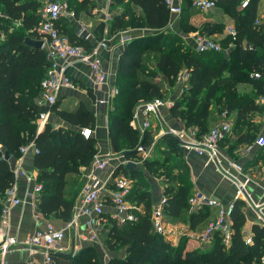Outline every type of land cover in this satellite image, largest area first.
Listing matches in <instances>:
<instances>
[{
  "label": "trees",
  "instance_id": "obj_1",
  "mask_svg": "<svg viewBox=\"0 0 264 264\" xmlns=\"http://www.w3.org/2000/svg\"><path fill=\"white\" fill-rule=\"evenodd\" d=\"M121 5V11L111 18L109 34H118L127 29H147L154 33L131 39L123 48L119 57L113 86L117 95L111 100V109L107 113L106 126L108 138L115 151H129L125 159L133 160L137 155L138 145L147 147L153 141L152 131L146 129L142 135L130 125L134 109L141 103L154 99L165 100L163 83L155 75L173 83L180 67L186 69L189 93L173 102L169 109L171 117L178 119L185 129L196 130L197 137L204 135L213 127L215 117L222 112L227 116L234 113L233 129L239 130L238 144L252 143L253 138L240 135L242 127L249 125L247 120L261 106L256 99L264 94V20L254 24L258 16L260 0H251L247 8L238 9L239 0H212L231 20L236 31L234 38L226 36L219 42L221 48L231 44L230 50L202 53L182 52L174 35L162 31L170 16L163 0H113ZM187 4L181 24L185 29L192 11V0H183ZM39 0H0V212L6 191L13 182L11 159L20 155L19 148L34 141L40 150L36 155L35 168L38 169L37 182L42 184L38 200V209L46 217L54 216L68 222L72 218V197L77 191L75 179L67 180L69 174H80V167H89L97 154L96 140L85 139L80 128L95 127L94 115L82 104L73 107L61 106L60 100L51 105H39L41 97L40 83L49 68L44 49H36L23 44L24 37L37 38L39 25ZM68 0V8H70ZM139 11V13H137ZM183 13V14H181ZM181 15V16H180ZM17 24L18 29H13ZM99 34L103 32L102 23ZM190 29V28H189ZM223 25L203 23L199 33L208 37L220 33ZM62 33V32H61ZM71 44L82 46L86 51L91 48L88 41L62 33ZM213 39V38H212ZM214 40V39H213ZM153 53L154 70L148 68L143 52ZM259 74L257 79L252 75ZM248 83V92H240L237 84ZM220 107L214 111L211 109ZM50 110L59 120L72 128H55L46 123L36 134L35 120L40 113ZM222 113V114H223ZM74 128H77L75 130ZM225 140V139H224ZM160 143L168 146L169 151L180 152L181 145L176 138L166 133ZM264 150V149H261ZM8 153L9 160L4 158ZM146 169H152L155 162L142 160ZM154 163V164H153ZM119 170L131 180L132 186L127 200L142 206L135 211V221L118 224L109 220L104 225L101 235L114 239L116 245L125 250L122 257L111 258L106 264H257L264 252V228L253 225L251 243L245 244V216L243 201L236 200L230 213L232 235L228 245L222 242L219 233L213 234L210 245L185 251L182 244L170 245L157 234L152 226V202L144 184L139 185L138 171L128 172L124 165ZM173 170L175 167H172ZM117 170L113 176L118 175ZM166 178L176 182L175 175L165 174ZM177 187L168 185L164 188L165 204L163 216L169 223L176 221L182 211H188L189 228L202 230L214 220L217 209L202 206L191 210L188 205V181L178 180ZM70 185L71 190H66ZM106 216V215H105ZM94 245L85 244L73 254H53V264H98L94 254Z\"/></svg>",
  "mask_w": 264,
  "mask_h": 264
},
{
  "label": "crops",
  "instance_id": "obj_2",
  "mask_svg": "<svg viewBox=\"0 0 264 264\" xmlns=\"http://www.w3.org/2000/svg\"><path fill=\"white\" fill-rule=\"evenodd\" d=\"M83 1L86 3L89 2V4L87 3L86 5L88 8L83 9L82 11L79 9V12H77L74 7L68 8V10L72 12L74 16L61 17L56 22V26L62 33L71 34V36H74L75 38H82V40L88 41V45L91 49H93L103 38L108 41L107 48H99L97 51V56L101 62V68L107 74V83L95 85L89 67L75 61L74 59L58 60V64L65 67V74L69 76L71 81L74 82L77 87L75 89H70L68 87L61 86L57 91L56 99L60 100L61 106L69 105L70 107H73L78 103H82L94 115L95 127L92 130L91 138L96 140L97 157L103 158L106 155H110L111 158H114L108 159L107 164L102 170L94 171V175L97 177V179L103 182L104 180H107L109 176L110 180L112 179L113 173L120 169V165H123V158L121 161L116 158L118 155L113 154V146L111 145L108 138L105 115H107L109 108L107 109L106 107H100L97 104V101L106 98L109 88L114 83L117 63L126 43L120 44L118 41L117 35H119L121 32L113 35L109 34L111 18L121 11V5L113 4V0ZM182 1L183 0H179L180 6H182ZM80 2H82V0H80ZM214 10V14L210 16L207 15L206 17L203 16L204 14ZM196 11H198V9ZM208 12H203L204 14L198 13L197 15H192L188 22L190 24L217 23L223 25V29L220 33L210 36L215 41L220 42L227 36L226 27L232 26L231 20L225 13H223V11L218 8H214ZM137 13H139V11H137ZM258 14L261 15V19L264 20V10L262 8L260 9V6L258 8ZM169 16L170 18H173V15ZM101 23L103 26V32L102 34H99V25ZM81 26H83L85 30ZM37 28V38L31 39L41 40L37 34ZM198 30L195 33H189L186 37L190 48L194 46V36L196 33H199ZM79 32L80 35H78ZM123 32H126L131 37V39H133L142 37L149 31L147 29H127ZM44 47L45 45L43 44L41 49L45 50ZM165 86L166 84L164 83L163 89L166 91L165 93H167L168 88ZM175 89L174 95L177 96L180 92L179 86L177 85ZM172 100L173 98H168L164 101L173 102ZM158 112V114H151L148 117L151 124L149 129L152 131L153 137V141L149 145L151 151L148 159H152L156 156L155 149L157 143L160 142L161 137L168 133L170 129L173 131L184 130V132H188V130L184 129L182 123L178 119L171 117L169 109L162 107ZM222 113L220 114L221 118L217 117L219 116L218 114L216 115L215 120H217L214 124L224 119H228L233 126L234 113H229L228 116L225 113H223L224 115L222 116ZM136 121L137 125H140V123L143 121V116L141 113H138ZM247 122H249V125L242 127L240 135L242 134L251 136L253 138L252 143L238 144L236 139L239 136V130L233 129L232 127L230 137L221 141L219 144V164L209 161L204 156H197L190 151H186L181 146L182 148H180V152H177L178 165L174 166V170L178 175H180V180L188 181L190 196H194L195 194L203 195L208 199L219 201L222 205L233 203L235 200L243 201L242 210L245 216L244 231H248L250 235H252V226L261 224V220L258 218L259 212H261V215L264 218V150H261L254 144V140L258 136L264 135V107L261 106V112L252 114ZM47 123L55 128H72L70 125L59 120L51 112L48 115ZM74 129L77 130V128ZM40 131L36 128V134H38ZM174 137L178 138L177 136ZM184 139H186V137ZM177 141L181 145V141ZM162 145L163 148L168 147L164 144ZM137 156L138 155L135 156L134 160L138 159ZM35 159L36 155L33 151H30L21 160L18 158L10 160L11 169H16L19 165L20 169H22L27 176L31 177L32 180L20 177L15 187V195L20 200V204L11 207L8 216L7 234L8 236L14 238L18 244L14 247H11L4 255L0 254V264H25L28 259L33 260L34 263H40L42 260L41 255L39 253L33 254V249L25 246L24 242L29 239L36 231L44 230L48 224H51L56 229H64V237L59 242L58 247L54 249L53 254L59 253L71 255L78 251L79 248L85 246V244H91L90 242L84 241L82 238L85 234L84 224L86 219L84 216L80 215L76 217L75 223L72 226L66 228L69 221L63 222L54 216L46 217L39 211L38 206L36 208L33 207L32 198L29 196V192L31 191L34 183H39L37 182L39 171L35 168ZM228 161H233L240 165L242 167L241 173H237L235 169L229 167ZM134 165L135 168L133 170L141 173L146 179V168L142 161L139 162L136 160ZM87 169L88 167H80V174L67 175V180L75 179L76 184H78L77 191L72 197L73 216L77 211V208H79V191L83 183L82 177ZM133 170L127 171L130 172ZM117 174L128 177L125 176L121 170H119ZM229 175L234 176L238 181L233 182L229 178ZM147 180L149 183V189H147V191L150 193L149 195L151 197L152 206L155 207L161 197L164 196L163 191L167 185L162 183V181H158L156 179L153 180V178H147ZM177 183H179V181ZM177 183L175 182V184ZM238 183L244 184V190L248 195L247 199L241 196L236 198ZM151 186H153L155 189V194L157 193L156 198H154L152 195ZM110 189H112V187L108 186V189L104 192L106 199H108ZM66 190H71V186L68 185ZM253 205H258L259 208H255ZM138 207L141 211L142 206ZM104 211L106 217H108L113 212V209L108 202L105 204ZM188 216V211H182L180 216L175 217L176 221L174 223H169L166 220V222L169 224L168 228L172 227V232H170L164 240L172 246L183 243L185 251L206 247V245H202L201 243H198L197 240L189 237L191 233H197L203 229H190ZM107 222L108 218L106 219L105 224H107ZM104 235L105 233L102 235L99 234L94 246L97 245L102 247V243L100 241L102 238H104ZM123 251L124 256L125 250L123 249Z\"/></svg>",
  "mask_w": 264,
  "mask_h": 264
},
{
  "label": "built area",
  "instance_id": "obj_3",
  "mask_svg": "<svg viewBox=\"0 0 264 264\" xmlns=\"http://www.w3.org/2000/svg\"><path fill=\"white\" fill-rule=\"evenodd\" d=\"M251 0H239L238 9L243 10L247 8ZM169 15L178 17L181 12V6L179 0H163ZM40 6L38 9L40 22L37 28V34L41 40L44 41L46 58L49 61V68L47 69L44 78L40 83L41 97L38 101L39 105L51 106L56 101L57 91L61 86L75 89L77 86L71 81L68 75L65 74L64 66L58 64V60L74 59L75 61L82 63L89 67L93 82L95 85H102L107 83V74L101 68V62L97 56L99 48H107L108 41L103 38L96 46L90 51H86L82 46L73 45L69 39L63 35L56 26V22L61 17H73V13L68 10V0H39ZM260 9L264 10V0L259 2ZM192 7L202 12H208L215 7V3L212 0H192ZM261 15L254 20V24L257 25L261 21ZM80 35V32L78 33ZM226 35L232 38L235 37L236 31L233 26L226 27ZM118 36L120 44H125L131 40V37L126 32H121ZM193 51L196 53H202L206 51L220 52L222 50L219 42L213 40L201 33H196L194 36ZM254 79L259 77V74L254 73L252 75ZM114 84V83H113ZM111 85L108 90V94L105 99H100L97 104L100 107H106L110 110V101L117 95V89ZM256 102L264 107V94L260 95ZM173 106L171 101H163L161 99H154L150 102L139 104L133 112L130 125L132 128L139 131L142 135L146 129H149L151 124L148 117L151 114H158L159 109L165 107L170 109ZM50 110H46L39 114L35 120V125L38 130L44 128L47 123ZM138 113L143 116V121L140 125L136 124ZM224 114H222L223 116ZM107 115H105V123ZM80 134L83 138L88 139L92 136V130L90 128H81ZM232 131V124L228 119H224L216 123L207 133L199 137L196 136L195 131L184 132V130L173 131L169 130L168 133L173 136H177L181 141V146L186 151H190L197 156H204L209 161L216 164L219 158V144L224 139L230 137ZM191 132V133H190ZM182 137V138H181ZM186 137V139H184ZM254 144L264 149V135L258 136L254 140ZM150 146L143 147L138 145L135 150L137 153V161L148 159L150 154ZM30 151H33L35 155L40 153V150L35 147L34 141H30L19 148L18 159H23ZM122 157V156H121ZM110 155H106L103 158H98L97 154L94 156L90 166L83 175V183L79 191L80 204L79 208L72 215L71 220L67 224V227L72 226L75 223L76 217L82 215L85 217V234L83 240L95 243L99 234L101 233L106 219L115 221L118 224L135 221V211H139V207L130 203L127 200L132 182L127 177L122 175L110 176L103 182L97 179L94 175V171L102 170L108 162ZM123 158V157H122ZM136 160H126L123 158V165L131 162L134 164ZM228 166L235 169L237 173H241L242 167L233 161H228ZM13 182L11 187L6 191L2 208L0 212V254L4 255L11 247L18 244L16 240L7 234L8 228V216L11 207L20 204V200L15 195V187L20 177L32 180L26 173L20 169L19 165L16 169H12ZM226 173V172H225ZM228 175V174H226ZM229 178L233 182L238 180L229 175ZM111 181V183H110ZM111 186L109 190L108 199L105 198L104 192ZM42 185L40 183H34L29 196L32 198L33 207H37ZM248 198L244 190V184L238 183L237 195ZM165 196L161 197L155 207L152 208V226L154 231L161 235L164 239L172 232V227L168 228L169 224L166 222L163 216V206L165 204ZM236 201V200H235ZM234 201V202H235ZM109 203L113 209V212L106 217L105 216V204ZM234 202L222 205L219 201L214 199H208L203 195L195 194L188 200V205L191 210H195L202 206H207L217 209V214L214 220L209 221L205 228L197 233H191L190 238H193L202 245H210L213 239L214 233H219L222 242L228 245L232 235L230 213L233 210ZM255 208H259L258 205H253ZM258 218L261 220L260 227L264 228V218L259 212ZM65 228V229H66ZM64 237V229H56L51 224H48L44 230L36 231L29 239L24 242L25 246L33 249L32 253H39L42 257L40 263H34L33 260L28 259L25 264H53V251L58 247L59 242ZM245 244L251 243V235L248 231H244ZM257 264H264V252L259 258Z\"/></svg>",
  "mask_w": 264,
  "mask_h": 264
},
{
  "label": "rangeland",
  "instance_id": "obj_4",
  "mask_svg": "<svg viewBox=\"0 0 264 264\" xmlns=\"http://www.w3.org/2000/svg\"><path fill=\"white\" fill-rule=\"evenodd\" d=\"M70 3H71V7H74L77 12H79V9L82 11L83 9L88 8V6H86V5H87V3L89 4V2L86 3L83 0H82V2H80V0H70ZM181 7H182V12H183L186 10L187 4L182 1ZM214 12H215V10L208 12L207 14H204L202 11L198 10V11H194V12L192 11V14L197 15L198 13H201V14H204L203 15L204 17H206L207 15L210 16V15L214 14ZM181 14H183V13H181ZM184 15H182V16L180 15L181 17H179V16L178 17L173 16V18L171 17L167 26L162 30L164 32L166 31L165 33H169L170 35H174V37L177 39L178 42L176 44H174V46L180 45L181 49L179 51V54H182V52H192L193 51V49L190 48V45L188 44L186 37L189 33H195L203 25V23L190 24L189 22H187V25H190L189 26L190 29L189 28L185 29L184 26L181 24L182 19L184 18L183 17ZM0 19L1 20L5 19L1 13H0ZM0 27H2L1 22H0ZM13 27H14L13 29H18L17 24H14ZM81 27L85 30V28L83 26H81ZM85 33H86V31H85ZM149 34H154V33H145V35H149ZM4 37H5L4 34L1 33L0 34V40L2 41L4 39ZM85 39H86V36H85ZM231 47H232V45L229 44L225 48H222V49H224V51L226 53V52H228L227 49L230 50ZM227 54L228 53H226V55ZM142 55L145 59L148 60L147 64H146L148 66V68L152 71H155L153 69L154 68V65H153V59H154L153 56L154 55H153V53L150 51L149 52L145 51L142 53ZM155 75L158 76V79L163 84L165 83V80L161 76H159L157 72L155 73ZM187 78H188V75L186 73V69L183 66H181L179 74H178L177 78L175 79V81L171 84L165 83L166 84L165 87L168 88L167 93L164 94L165 99L173 98L172 101L174 102L176 99L187 95L189 93V85L187 83ZM177 85L179 86L180 92L178 93L177 96H175L174 92L176 90L175 87ZM237 89L240 92H242V91L248 92L250 89V85L248 83H240V84H237ZM216 108L218 110L220 107H214L213 108V106L211 105V109H213L214 111L216 110ZM217 117L221 118L220 114ZM185 130L191 131L192 129H185ZM192 131L196 132V130H192ZM162 146L163 145L160 142H158L156 145V149H155L156 156L152 158V162L154 161L155 164L153 163L154 165H153L152 169H146L147 178H153V180L156 179L158 181H162V183L166 184L167 186L172 185L174 188H176L177 184H175V183L172 184L173 180L168 179V176L166 178L165 174L169 173L171 175H176V177H175L176 182H178V180H180L179 179L180 175H178L177 172L175 170H173V168H172V167L178 165L177 164L178 153H177V151H169L167 149V147L163 148ZM119 152L120 151H115L113 149V154L118 155L116 158H118L119 161H121L122 157L120 156ZM109 159H114V158L110 157ZM145 160H150V159H145ZM147 178L145 179L141 173H139V176L137 177V179L139 180V185L142 182V184H144L146 187H148V188H146V190L149 189V183L147 182L148 181ZM151 190H152V195L154 196V198H156L157 193L155 194V189L153 188V186H151ZM100 242L102 243V244L100 243L102 245V247L97 246V245L94 246V252H95L94 254H95V257L97 259L98 264H106L107 261L111 258L123 256V253H124L123 248L119 245H116L114 242V239H108L107 240L106 238H102ZM91 244L94 245L95 243H91ZM181 244L183 245V243H181Z\"/></svg>",
  "mask_w": 264,
  "mask_h": 264
},
{
  "label": "water",
  "instance_id": "obj_5",
  "mask_svg": "<svg viewBox=\"0 0 264 264\" xmlns=\"http://www.w3.org/2000/svg\"><path fill=\"white\" fill-rule=\"evenodd\" d=\"M23 44L26 46L32 47V48L41 49L43 47L44 41L43 40H34V39H31L28 36H26L23 39ZM176 139L179 140L178 138H176ZM127 154H129V151H124L121 153V156L125 157ZM4 158L6 160H9L8 153H4ZM125 167L128 170H133L135 168V165L133 163L129 162L125 165Z\"/></svg>",
  "mask_w": 264,
  "mask_h": 264
}]
</instances>
